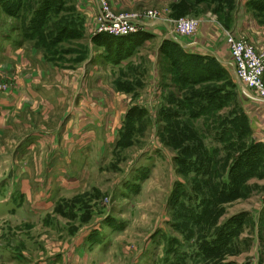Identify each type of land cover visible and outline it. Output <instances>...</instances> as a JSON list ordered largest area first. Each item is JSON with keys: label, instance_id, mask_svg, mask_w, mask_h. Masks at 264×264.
<instances>
[{"label": "rangeland", "instance_id": "rangeland-1", "mask_svg": "<svg viewBox=\"0 0 264 264\" xmlns=\"http://www.w3.org/2000/svg\"><path fill=\"white\" fill-rule=\"evenodd\" d=\"M101 1L182 40L219 31L226 58L227 32L264 51V0ZM131 23L0 0V264H264L257 102L228 64Z\"/></svg>", "mask_w": 264, "mask_h": 264}, {"label": "built area", "instance_id": "built-area-1", "mask_svg": "<svg viewBox=\"0 0 264 264\" xmlns=\"http://www.w3.org/2000/svg\"><path fill=\"white\" fill-rule=\"evenodd\" d=\"M99 18L108 23L113 33H126L131 29V21L135 20L140 26H144L146 20L129 15L108 16L100 0H95ZM100 3V4H99ZM152 19L156 17H151ZM135 23V22H134ZM197 19L191 16L179 17L173 27L179 34H188L194 31ZM170 37L178 41V36L170 33ZM228 45L229 64L233 75L243 89L248 91L251 98L264 100V85L262 82V71L264 67V51H255L253 46L243 39L234 37L230 32L226 34Z\"/></svg>", "mask_w": 264, "mask_h": 264}, {"label": "crops", "instance_id": "crops-1", "mask_svg": "<svg viewBox=\"0 0 264 264\" xmlns=\"http://www.w3.org/2000/svg\"><path fill=\"white\" fill-rule=\"evenodd\" d=\"M93 5H94V8L96 9L97 6H96V1L93 0ZM154 22H158L162 27L163 29L165 30V33L167 35H170L171 33V29H170V26L168 25L167 21L161 17H156L154 19L150 18L149 20H146V22L144 23V26H149L151 24H153ZM213 35H215L216 38H212V42L208 43V39L205 40V42H203L202 40H200L199 38L197 37H194V39H190V38H185L184 40H182L181 38L178 39V43L181 44V46L184 48V49H188V50H194V51H205L204 53L208 54V55H212L219 63H222V64H229V56L228 58H226L227 56H224V52L223 50L220 49V44L219 42H221L220 40V37H221V33L219 31H217L216 33H214ZM161 36H156L155 39L157 41H159ZM217 42V43H215ZM215 44V45H214ZM151 67H153L151 65ZM231 66H230V70H231ZM153 71V68H151V73ZM238 84V83H237ZM238 86H240L238 84ZM242 91H243V94L248 97L249 99L253 100V101H256L257 104L256 106H258L257 108H255V115H256V118L258 119V127L259 129H257V132H261V137H264V115L263 113L261 112V110L259 109H264V100H255L253 98H251L248 94V91L241 88V86L239 87ZM259 101V102H258ZM260 101H262L260 103ZM260 103V104H258ZM252 104V103H251ZM261 129V130H260Z\"/></svg>", "mask_w": 264, "mask_h": 264}, {"label": "trees", "instance_id": "trees-1", "mask_svg": "<svg viewBox=\"0 0 264 264\" xmlns=\"http://www.w3.org/2000/svg\"><path fill=\"white\" fill-rule=\"evenodd\" d=\"M135 34V35H134ZM137 34H143V35H146V33L144 31H136L134 33H130V34H125L123 36H119V35H115V36H110V37H113L112 40L116 41V42H119V40H122V41H125V42H131V41H134V40H137V37L136 35ZM121 37V38H120ZM171 38V37H170ZM110 39V38H109ZM140 39V38H139ZM170 42L172 44H177V48L179 50L183 49V47L181 46V44H179L176 40L172 39L170 40ZM123 43V42H122ZM129 47H131V45L129 44ZM184 54H187L186 51H183ZM211 56V55H210ZM213 57V56H212ZM214 58V57H213ZM216 61H214L213 63H215ZM205 96L207 97L208 100H210V97L212 95V90H208L206 91L205 93ZM134 109H135V106H131L129 107L127 110H126V117H129V116H132L134 114ZM144 109V108H143ZM145 111V109H144Z\"/></svg>", "mask_w": 264, "mask_h": 264}, {"label": "bare ground", "instance_id": "bare-ground-1", "mask_svg": "<svg viewBox=\"0 0 264 264\" xmlns=\"http://www.w3.org/2000/svg\"><path fill=\"white\" fill-rule=\"evenodd\" d=\"M100 4V3H99Z\"/></svg>", "mask_w": 264, "mask_h": 264}]
</instances>
